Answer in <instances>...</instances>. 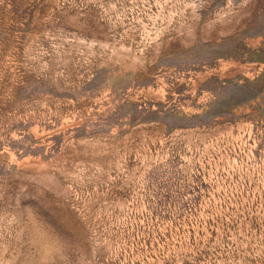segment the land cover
Masks as SVG:
<instances>
[{
  "label": "rangeland",
  "instance_id": "obj_1",
  "mask_svg": "<svg viewBox=\"0 0 264 264\" xmlns=\"http://www.w3.org/2000/svg\"><path fill=\"white\" fill-rule=\"evenodd\" d=\"M0 264H264V0H0Z\"/></svg>",
  "mask_w": 264,
  "mask_h": 264
},
{
  "label": "built area",
  "instance_id": "obj_2",
  "mask_svg": "<svg viewBox=\"0 0 264 264\" xmlns=\"http://www.w3.org/2000/svg\"><path fill=\"white\" fill-rule=\"evenodd\" d=\"M260 66V65H259ZM256 61L250 59H225L219 58L214 62L209 64L195 65L192 68L188 69L186 72H182V85L189 86L194 85L193 88L188 87L183 90L181 93L182 96L189 97L186 99L187 101L183 102V105L177 108H191V104L188 101L195 100L196 93L200 91L199 86L204 85L209 79H217V80H227L230 78L243 80V79H252L258 73L260 67ZM176 72L173 70H164L158 76L159 80H163L165 82V95L163 98H167L168 95L173 96L176 95L174 90L172 89L174 86V81H179V79L175 78ZM194 82V83H193ZM199 82V85L196 83ZM202 95L205 96L206 101H210L212 95L210 91H200Z\"/></svg>",
  "mask_w": 264,
  "mask_h": 264
}]
</instances>
